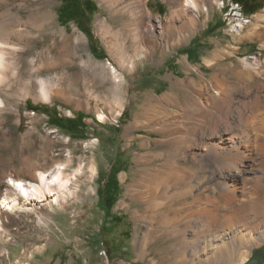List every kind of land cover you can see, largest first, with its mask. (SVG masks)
Wrapping results in <instances>:
<instances>
[{"label": "rangeland", "instance_id": "obj_1", "mask_svg": "<svg viewBox=\"0 0 264 264\" xmlns=\"http://www.w3.org/2000/svg\"><path fill=\"white\" fill-rule=\"evenodd\" d=\"M182 1L126 0L115 7L103 0H0V26L11 30L10 42L19 48L6 55L15 71L0 91V197L9 189L5 178L29 183L38 171L52 172L58 164L76 179L63 206L50 209L45 202L30 204L17 196L20 205L0 222V264H192L194 246L184 262L181 238L185 231L193 235L185 222L199 224L191 213L204 196L180 194L165 201L170 211L152 218L160 211L147 208L145 195L160 181L151 182V175L168 177L191 168L197 194L205 189L211 202L225 210L213 162L192 158L193 151L199 152L194 148L165 152L164 143L192 132L199 136L201 113L208 107L213 115L219 113V103L211 102L216 91L231 98L228 113L235 116L262 94L257 83L264 82L259 73L264 40L237 45L233 19L239 18L230 15L228 0H220L223 9L217 0H199V12L189 8L178 15ZM257 1L256 6L244 0L249 6L242 20L251 23L243 34L264 27V0ZM141 5L174 33L162 38L160 31L152 32L145 40L148 21ZM136 46L148 56L131 67L122 59H133ZM246 62L259 71L247 70ZM38 80L46 81L48 100L41 97ZM143 139L152 146H140ZM91 165L97 170L93 175ZM262 176L251 185L264 191ZM32 183L40 181L33 178ZM257 250L264 260L262 243L244 264H264L252 260ZM236 260L213 259L211 264Z\"/></svg>", "mask_w": 264, "mask_h": 264}, {"label": "bare ground", "instance_id": "obj_2", "mask_svg": "<svg viewBox=\"0 0 264 264\" xmlns=\"http://www.w3.org/2000/svg\"><path fill=\"white\" fill-rule=\"evenodd\" d=\"M103 1L110 2V4L112 3L116 7L126 0ZM228 1L232 7H241L234 1ZM198 2L199 0H183L180 9L177 11L178 15L182 13V11L184 13L189 8H193L195 11L199 12L200 4H198ZM217 4L223 9L224 2L217 0ZM108 6L110 5L108 4ZM135 6L136 5H134V7ZM145 7H143V5H141V7L139 6L141 15H146L148 21L147 28L144 29L143 32L144 39L146 40L147 36L152 32L158 31H160L158 34L162 38L168 36L170 25L164 24L162 20H156L154 22L152 16L146 11L147 9ZM137 9L138 8H136V10ZM242 18L244 17L242 16ZM260 18L261 21L264 22V15H261ZM243 20L239 22V19H233V21L237 22L236 25H233V30L235 29V31L238 32L235 36L237 45L244 41H253L254 39L264 40V27H258L253 35H249L251 33L243 34L247 24L251 23V21L247 19ZM175 27L177 28V26ZM109 28L108 30H110ZM175 32H177V30H175ZM170 33L172 34L174 32ZM13 35L10 29L7 30L0 26V91L6 88L5 86H7V82H9L8 79H10V73L13 72L12 74L14 75L15 71L12 69V62L10 63L6 59V55H9V51H16L19 49H15L16 46L10 42ZM117 44L116 41L111 43L114 49H117ZM235 48L238 49L239 47L235 46ZM143 51H145L144 48L141 49L136 46V56L130 60L122 59V61L134 67L136 61H142L147 58L148 53ZM246 66L247 70L259 71L258 67L253 63L246 62ZM259 73L264 75V70H260ZM38 82H40L39 88L41 97L44 100H48L49 91H47L46 84L43 83L46 81L38 80ZM257 84L260 85L262 94L256 96L248 106L244 104L243 109L239 108L237 116L233 115V113L232 115L229 114L231 98L223 91H216L215 98L211 102L212 104L214 102L219 103V113L213 115L209 112V107L207 108L209 111H207V109L203 112L201 111L203 120L200 119L202 120L201 125L203 128H198L200 135L196 136L194 132L188 133L185 136H183V134L180 137L174 138L173 141L165 142V146L163 145L165 152H170L172 150L178 152L183 150V147L192 150L194 148V150L199 152L195 153L193 151L192 156L194 155V157L192 158H200V162L203 163L209 161L213 162L216 170L215 174L219 176L218 183L221 184L218 195L224 199L225 204V210L222 211L218 204L214 205L209 196L203 193L206 192L205 189L200 190L197 194L196 187L191 181V174L189 175L191 168L189 169L190 171H182V173L177 171L171 174L169 173L170 175L168 177H163L165 175L164 172L151 175V182L155 179L160 181L157 186H153L154 188H147L148 190L145 195V198H147V208L151 211H160L158 212L160 214H156L152 218L170 211L171 209L169 210L165 201L172 200L180 194L183 196H197V198L204 196V199L199 201L196 208H192L193 211L191 213L192 217H196L199 224L195 226L191 225V219L185 222V227L187 229L193 227L194 230L192 236H188L186 231L182 233L181 241H183L184 247L182 248L181 257L184 262H188L190 254L188 255L187 251L189 246H194L192 251L194 259L190 258L192 264H211L213 259H220L226 263H232L235 258L237 260L233 264H244L251 258L250 250L264 243V197H261L264 191L260 189L259 185H251L253 178L259 177L262 173L264 174V82H258ZM3 107L4 100L0 97V108ZM201 107H203V104ZM234 108L236 109L238 107L234 106ZM135 120H137V116H135ZM173 121L176 125L179 123L178 118H175ZM139 130H141V127L136 126L135 132H139ZM6 133L7 132H3V134ZM155 133L164 137L161 130H157ZM138 137L143 136L138 134ZM133 140L134 138H131L129 144L133 142ZM155 140L157 141L156 143L161 146L163 142L162 139L158 138ZM150 141V139H143L140 146L146 148L147 144H150ZM172 155L175 157L173 153ZM186 160L188 159L186 158ZM192 167H196L194 162L192 163ZM30 169L28 167L26 171L28 174L32 175L33 171L31 172ZM89 169L92 175L97 172L93 165L89 166ZM65 170L66 166L58 164L52 172L38 171L37 177L31 176V181L29 183L14 179L13 177L5 178L9 189L3 197H0V222L2 218H8V211H14V209L18 208V205H20L18 203L20 196L18 198L17 196L19 194L22 195L24 199L27 198L30 204H33V202H45V206H48L50 209L55 206H63V204L67 203V200L73 194L70 189L71 180L75 178L67 177L65 175ZM33 178H38L40 183H32ZM262 178L264 177L262 176ZM0 179L2 180L4 178L1 176ZM179 190L181 193H173V191ZM215 191L216 189L213 190L212 193L216 194L217 192L215 193ZM32 211H35L34 207ZM74 226L78 229L76 223Z\"/></svg>", "mask_w": 264, "mask_h": 264}, {"label": "built area", "instance_id": "obj_3", "mask_svg": "<svg viewBox=\"0 0 264 264\" xmlns=\"http://www.w3.org/2000/svg\"><path fill=\"white\" fill-rule=\"evenodd\" d=\"M229 13L232 17H238L239 22H240V20H242V16H246V15H244L243 7H236V6L230 7Z\"/></svg>", "mask_w": 264, "mask_h": 264}, {"label": "crops", "instance_id": "obj_4", "mask_svg": "<svg viewBox=\"0 0 264 264\" xmlns=\"http://www.w3.org/2000/svg\"><path fill=\"white\" fill-rule=\"evenodd\" d=\"M236 2H238V3H240V4H242V6H243V9L246 11V8L249 6V5H247L246 4V2H244V0H235ZM256 3L254 4V5H258V3H259V1H257V0H254ZM251 2H253V1H251ZM254 6H253V4H252V6H250V8H253ZM254 10L253 11H255L257 8H253ZM248 14V13H247ZM251 14L252 15H254V14H256V12H251Z\"/></svg>", "mask_w": 264, "mask_h": 264}, {"label": "trees", "instance_id": "obj_5", "mask_svg": "<svg viewBox=\"0 0 264 264\" xmlns=\"http://www.w3.org/2000/svg\"><path fill=\"white\" fill-rule=\"evenodd\" d=\"M114 203H112L110 205V207L113 205ZM262 250H257L256 252H254L253 256H252V260L256 261L259 260L260 262H264L263 260V256L261 255V253L259 254V252H261ZM258 264V263H256Z\"/></svg>", "mask_w": 264, "mask_h": 264}, {"label": "flooded vegetation", "instance_id": "obj_6", "mask_svg": "<svg viewBox=\"0 0 264 264\" xmlns=\"http://www.w3.org/2000/svg\"><path fill=\"white\" fill-rule=\"evenodd\" d=\"M111 196H109V197H106L105 199H104V202H105V204L106 205H108L109 204V202H110V200H111Z\"/></svg>", "mask_w": 264, "mask_h": 264}]
</instances>
